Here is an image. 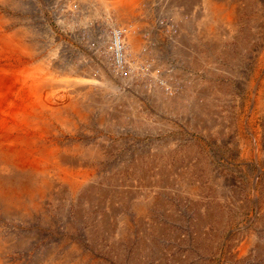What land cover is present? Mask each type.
Listing matches in <instances>:
<instances>
[{
  "label": "bare ground",
  "instance_id": "6f19581e",
  "mask_svg": "<svg viewBox=\"0 0 264 264\" xmlns=\"http://www.w3.org/2000/svg\"><path fill=\"white\" fill-rule=\"evenodd\" d=\"M244 10L239 0H0V264H108L96 247L136 230V250L147 248L161 110L207 107L211 86L184 68L213 71L210 50L226 56ZM256 40L254 113L264 108V35ZM252 119L239 124L253 134L242 156L259 159ZM150 128L153 167L138 154ZM131 135L135 175L114 158Z\"/></svg>",
  "mask_w": 264,
  "mask_h": 264
},
{
  "label": "rangeland",
  "instance_id": "374dc122",
  "mask_svg": "<svg viewBox=\"0 0 264 264\" xmlns=\"http://www.w3.org/2000/svg\"><path fill=\"white\" fill-rule=\"evenodd\" d=\"M239 1L245 6L238 27L239 38H228L226 56L221 57L211 49L210 64L214 70L210 72L202 66L194 70L184 68L200 85L211 86L207 107L187 108L167 99L161 110L163 127L157 139L162 146L163 179L159 192L152 191L160 204L157 213L155 209L150 211L151 225L145 232L148 249L136 250L140 242L136 230L126 244L112 246L106 242L96 247L95 253L103 262L264 264V108L253 112L250 89L256 77L254 58L259 45L256 36L264 35V27L260 32L256 27L264 25V4L263 0ZM221 64L229 69L218 71L216 68ZM261 77L264 79V74ZM243 117L253 118V128L260 130L263 144L259 159L253 150L248 157L242 156L246 141L253 138V134L240 128ZM149 132L141 142L146 143L144 152L139 153V149L138 154L151 166L150 151L156 140L154 128ZM131 137L130 143L114 153V158L122 159L127 164L126 173L131 171L135 175L132 167L135 154L131 158L125 153L129 145L135 148L140 143L136 136ZM138 138L141 141L140 135ZM97 237L98 242L106 241L99 232ZM250 237L256 241L243 256L240 247Z\"/></svg>",
  "mask_w": 264,
  "mask_h": 264
}]
</instances>
